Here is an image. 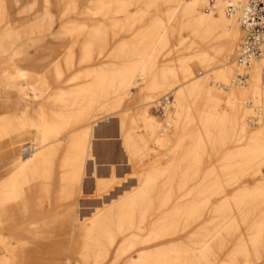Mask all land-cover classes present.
Masks as SVG:
<instances>
[{
  "label": "bare ground",
  "instance_id": "obj_1",
  "mask_svg": "<svg viewBox=\"0 0 264 264\" xmlns=\"http://www.w3.org/2000/svg\"><path fill=\"white\" fill-rule=\"evenodd\" d=\"M13 1L16 6L19 0ZM36 3L31 1L19 13L31 17L13 23L7 0H0V24L6 23L5 28L0 25L1 55L11 35L14 42L37 31L60 38L51 33L53 4L62 16L77 11L88 15L87 21L65 28L73 45L80 33L88 31L82 63H93L108 44L99 40L104 25L98 18L110 20L109 28L114 29L138 21L145 10H164L138 40L120 41L109 54L112 60L74 75L73 80L85 79L74 90L53 88V78L64 74L61 64L69 70L74 62L71 47L61 49V59L41 71L33 64L17 63L29 61L24 53L2 58L0 83H8L6 87L24 102V110L19 116L0 115V143L10 148V160L17 164L10 175L0 176V264H54L53 256L58 264H264V59L253 60L245 71L247 79L238 80L243 73L235 57L244 35L239 20L243 0H38L37 8ZM229 5L234 12L228 15ZM175 35L181 36L179 46L186 56L174 67L160 65V57L177 49L176 44L168 51ZM55 47L47 50L56 55ZM194 67L203 73L194 75ZM136 81L144 84L145 94L132 99ZM162 98L169 99L163 107L170 121L166 126L148 114L149 105L155 103L156 110ZM32 102L38 104L30 113ZM223 103L227 108L218 111ZM169 105L179 106L184 114H170ZM95 110L120 111L116 132L127 162L139 169L126 183L132 181V189L107 194L108 202L94 206L97 211L88 221L78 219L70 205L66 212L34 221L24 237L4 234L27 215L44 212L52 200L58 205L72 201L85 169L97 183L96 161L88 159L90 138L104 121L73 129ZM136 129L147 133L140 135ZM29 136L30 143L19 145ZM232 138L237 149L222 158L219 168L199 176L190 206L174 214L164 212L159 222L148 223L151 213L170 203L199 175L204 159ZM61 151L59 192L50 199ZM248 178L257 181L214 202ZM40 194L45 199L37 198ZM208 215L212 216L186 239L166 241ZM63 235L68 239L59 241Z\"/></svg>",
  "mask_w": 264,
  "mask_h": 264
},
{
  "label": "rangeland",
  "instance_id": "obj_2",
  "mask_svg": "<svg viewBox=\"0 0 264 264\" xmlns=\"http://www.w3.org/2000/svg\"><path fill=\"white\" fill-rule=\"evenodd\" d=\"M33 0H19L18 4L14 6L13 0H7L8 2V8L10 12L13 14V16H10L8 18L9 20H12L13 23H15L16 19L19 18H28L31 17L28 16H22L19 15L25 7H28L27 5L31 3ZM36 8L38 7V0H36ZM53 9L51 10L50 18H51V33L53 35H58L60 38H53L49 35H43L40 32H33L32 34H29V36L23 37L19 40L15 41L14 35H11L8 39L4 42V48L2 55L0 54V69L3 67V62L6 59V57H11L15 53H24L25 57L29 59L27 62H21L17 61L22 66H29L33 64V66L36 67L37 70H42L45 67H48V69L51 67V63L61 59L62 51L61 49L65 48H72V52L74 55L73 58V64L69 68V70L66 69L64 64L62 63V70H63V76L61 78H53L54 89H63V90H74L79 85H82L85 82V79H76L73 80V76L82 72L86 67L89 66H95V65H101L102 63H106L109 60H112L109 56V54L112 52L114 47H116L120 41H128V40H138V38L141 36L142 33H145L149 31L152 27V21L156 19V17H160L163 14V8H155L150 10H145V13L143 16L137 21H134L133 24H130L129 26H123L119 25L117 28H109L110 20H102V18H98L97 20L100 21L99 24H103L104 26L101 28L98 37L99 40L107 42V46L105 48H102V52L97 58L94 60L93 63L84 62L82 63L80 61L81 57V47L83 45V41L85 37L88 34V31H83L80 33V36L77 37L76 44L73 45L70 42L69 36L65 33V28L71 27L72 23H83V21H87L88 15L83 11H77V12H70L64 16H62L57 8L56 5L53 4ZM12 10V11H11ZM18 13V15H14L15 13ZM43 23L46 24L49 20L48 16L46 18H42ZM121 19V18H120ZM119 20V19H117ZM1 27L6 26V23L0 24ZM5 28V27H4ZM181 36H187V33L185 31H181ZM181 36H176L173 38V42L171 43V48H168V51H170L174 46L177 44L178 47L174 51L171 52L170 56H165L159 58V64L172 66L178 65L177 59H183L186 54L184 53V48L182 46H179V39ZM240 39V38H239ZM14 40V41H13ZM241 41V39H240ZM31 42V43H30ZM67 42L69 44H67ZM56 46L55 49H59L58 54L54 55L49 52L48 47ZM97 52V51H96ZM173 53V54H172ZM181 53V54H180ZM97 54V53H96ZM180 54V55H179ZM102 55V56H101ZM101 56V57H100ZM174 58H173V57ZM4 60H3V59ZM3 61V62H2ZM173 62V63H172ZM194 75H198L200 73H203V71L197 69L196 67L193 68ZM50 75V72H49ZM138 81V80H137ZM135 83V85L131 88V91L133 92V98L135 99L137 97V94H145L144 90V84L140 81ZM263 81V79H262ZM186 82V81H185ZM184 81H181L180 84L186 85ZM6 83H0V102L2 106H0V115H15L19 116L21 111L24 110V102L18 97L15 92L9 90L6 86ZM165 96H170L169 94H163ZM174 97H172L171 102H174ZM36 103V104H35ZM28 107L29 112L31 113L34 108L37 106V102H35ZM155 103L149 105L148 108V114L152 117H154L158 122L161 121L163 123V126H166V124H169L170 121H168V114L163 113L162 110H155L153 108V105ZM196 105V104H195ZM195 105H187L191 110L195 107ZM132 111L133 113H137L138 109L135 107V104H133ZM135 107V108H134ZM226 109L227 105L225 103L222 104L221 107H217L218 111L221 109ZM121 110V109H120ZM181 110L179 109V106H172L169 105L168 112L170 114H176L179 113ZM114 112V113H113ZM120 111H106L102 112L101 110H95L91 116L90 119H87L85 122L79 123L73 127L75 130H82L86 128L87 126H94L96 123H99L101 121H104L101 127H99L91 136V145L89 154L90 157L88 159H93L96 161L97 165V172L96 175L99 177L96 184H93L92 179V173L87 168L85 169L83 174V179L81 182L80 189L76 188V194L72 201L69 203L66 201H63L59 205L54 203L51 204L49 207L45 208V213H51L52 215L59 213V212H66L67 207L70 205H74L75 211L78 215V219L81 218L83 221H88V217H92L94 215L93 212H96L97 209L94 207H99L102 203L106 204L108 202V198L106 200V195L114 192L116 190L121 189H130L131 185H133L132 181L128 184L127 181H130V178L133 177V174L139 172V169L132 164L127 162L126 154L122 149L121 140L122 137L118 136L117 131V118ZM182 114H184L181 111ZM174 117V116H173ZM167 121V122H166ZM92 122V124H91ZM95 122V123H94ZM88 124V125H87ZM171 124V123H170ZM174 129V125L171 129H167L168 131L172 132ZM254 130V128H252ZM136 132L141 134L147 133L145 129H136ZM31 141V137L29 136L28 139L21 142L19 145H22L24 143ZM37 145V144H36ZM237 144L234 142V139H229L225 145L216 147L214 152L210 153V159H204V162L198 167L200 169L199 175L197 177H193L189 180L187 184V188L179 191V194L176 195L172 201L166 206L159 208L158 210H155L151 215L147 218L148 223L156 224V222H159L161 219L162 213H177L179 209H184L190 206L191 201L195 198V193L193 192L199 183V176L206 175L209 173L210 169L212 168H219L222 165V158H224L229 152H233V150L237 149ZM10 148L6 147L5 143H0V162L2 163V169H0V176L4 175H10L14 169L16 168V162L14 161L12 163V160H10V157L13 156V154H9ZM18 149V153H19ZM62 151L60 152L59 157L56 160V168H55V174L53 176L54 180V186L51 189L50 193V199H53L57 193L59 192L57 188V182L56 181L59 177V171H58V165L60 164V159L62 157ZM58 163V164H57ZM135 166V167H134ZM262 174L264 176V166L262 167ZM57 175V176H56ZM257 181L256 178H248V179H242L240 184L237 185L234 188L229 189L226 194L217 197L214 202L220 201L225 195H231L236 191L239 187H243L246 185H252ZM125 183V184H124ZM127 185V186H126ZM126 186V187H125ZM122 187V188H121ZM116 188V189H115ZM132 189V188H131ZM198 189V188H197ZM103 191V192H102ZM81 192V193H80ZM103 197V199H102ZM34 198V197H33ZM37 198L45 199L44 194H40L37 196ZM97 198V199H96ZM29 202L32 201V198H28ZM96 201H95V200ZM75 203V204H74ZM79 204V205H78ZM102 204V206L105 207V205ZM78 205V207L76 206ZM81 207V208H80ZM56 211H55V210ZM80 211V212H79ZM80 213V214H79ZM51 215V216H52ZM212 215H208L202 218H199L198 220H195L193 223H190L188 227L184 229V231L180 233L173 234L172 236L165 237L167 240H173V241H180L183 239H186L190 233L194 232L199 225L205 223L207 219H209ZM31 215H27L26 221L22 224L24 225L28 223L30 220ZM166 225V222L163 221ZM78 224V223H77ZM76 224V225H77ZM20 227V226H18ZM4 234L7 233V231H3ZM68 239L67 235L60 236L58 238L59 241H65ZM34 254V253H33ZM32 254V255H33ZM3 256V249L0 247V262L1 258ZM35 257V256H34ZM54 264H58L56 261V258L53 256L52 259ZM55 261V262H54ZM34 263V261H32ZM36 264V263H35Z\"/></svg>",
  "mask_w": 264,
  "mask_h": 264
},
{
  "label": "built area",
  "instance_id": "obj_3",
  "mask_svg": "<svg viewBox=\"0 0 264 264\" xmlns=\"http://www.w3.org/2000/svg\"><path fill=\"white\" fill-rule=\"evenodd\" d=\"M243 5L239 9V20L244 35L242 41L236 50V63L243 70L239 74L238 80L244 82L247 79L245 71L255 59H264V0H243ZM234 12V6L229 5L227 14ZM262 77L264 80V67L262 68ZM169 101L168 98H162L157 104L156 110H162Z\"/></svg>",
  "mask_w": 264,
  "mask_h": 264
},
{
  "label": "crops",
  "instance_id": "obj_4",
  "mask_svg": "<svg viewBox=\"0 0 264 264\" xmlns=\"http://www.w3.org/2000/svg\"><path fill=\"white\" fill-rule=\"evenodd\" d=\"M67 44H69V43L67 42ZM1 106H2V104H1ZM52 194H53V193H51V197H52ZM51 204H54L53 200L51 201ZM51 204H50V205H51ZM54 210H55V209H54ZM55 211H56V210H55ZM51 213H52V212H51ZM51 213H45V211H44V212H42V213L39 214V215L33 214V215L31 216L30 220L28 221V223H26L24 227L22 226V224H23L26 220H24L23 222L17 224V225L15 226V228H13L12 230L7 231V233H9L11 236H13V237H15V238H16V237H24V236H25L24 232L29 228L28 226H29L30 224L34 223V221H36V220H42V219H45V218L51 217V215H52ZM18 226H20V227H18ZM45 263H46V264H49L48 262H45Z\"/></svg>",
  "mask_w": 264,
  "mask_h": 264
}]
</instances>
